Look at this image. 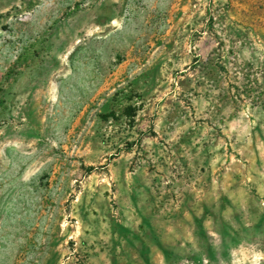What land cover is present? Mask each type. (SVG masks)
<instances>
[{
    "label": "rangeland",
    "instance_id": "obj_1",
    "mask_svg": "<svg viewBox=\"0 0 264 264\" xmlns=\"http://www.w3.org/2000/svg\"><path fill=\"white\" fill-rule=\"evenodd\" d=\"M0 264H264V0H0Z\"/></svg>",
    "mask_w": 264,
    "mask_h": 264
}]
</instances>
